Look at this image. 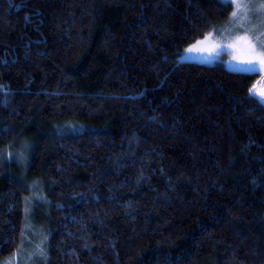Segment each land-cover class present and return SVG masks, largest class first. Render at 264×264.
Wrapping results in <instances>:
<instances>
[{
	"label": "trees",
	"instance_id": "1",
	"mask_svg": "<svg viewBox=\"0 0 264 264\" xmlns=\"http://www.w3.org/2000/svg\"><path fill=\"white\" fill-rule=\"evenodd\" d=\"M231 8L0 0V263L264 264L260 75L177 61Z\"/></svg>",
	"mask_w": 264,
	"mask_h": 264
},
{
	"label": "rangeland",
	"instance_id": "2",
	"mask_svg": "<svg viewBox=\"0 0 264 264\" xmlns=\"http://www.w3.org/2000/svg\"><path fill=\"white\" fill-rule=\"evenodd\" d=\"M220 1L226 4L229 3V0H220ZM237 3L242 5L240 9V15L243 16L245 12L247 13L246 18H244L243 20L240 19L233 20L231 18L232 12L236 11ZM262 3H264V0H231L232 8L228 19L218 23L217 25L212 27V29L209 30L207 33H209L210 31H214L213 41L218 40L220 43H226L227 40L224 38H231L235 36L237 33H239L240 35L247 34L249 40L257 44V46H259V41H264V10H259L260 5ZM245 5L247 6L246 8L243 7ZM204 37L197 41L204 40ZM257 37H259V41L257 40ZM196 42L194 44H196ZM209 43H211V41L206 44L199 45L198 47L201 49V51L194 50L192 52H188L186 50L189 49L194 44L187 46L185 50H183L182 53L179 56H177V61L186 60V61H194V62L196 61L212 62V63L221 62L226 70L241 73L240 71L236 70V68L239 66L236 65L235 62L230 63V61L232 60L231 50H221L219 55H215V54L209 55L207 51H203L204 48L208 47ZM25 239L27 238L24 236V240ZM35 248L39 253H41L42 251L40 249L42 248L41 245L39 247L37 245L35 246ZM22 250H24V248ZM36 253L37 252H35V254ZM26 258H27L26 252L22 251L21 254L18 251H16L13 256H11L10 258H5L4 261L0 264H16V261L20 262L21 259L22 262L28 261L26 260Z\"/></svg>",
	"mask_w": 264,
	"mask_h": 264
},
{
	"label": "snow or ice",
	"instance_id": "3",
	"mask_svg": "<svg viewBox=\"0 0 264 264\" xmlns=\"http://www.w3.org/2000/svg\"><path fill=\"white\" fill-rule=\"evenodd\" d=\"M229 4L231 5V0H229ZM241 7V4H236V11L232 12L231 17L233 20H243L246 18V12L243 16L240 15ZM243 7L246 8L247 6L245 5ZM259 10H264V3L260 5ZM213 36L214 31H210L205 35L204 40L197 41L196 44L192 45L186 51H201L198 46L210 41L211 43L208 44V47L203 49V51H207L209 55H219L221 50H231L232 60L230 63L235 62V64L239 66L236 68L237 71L260 75V79L249 89V96L264 103V41H259V37H257L259 41V46H257V44L249 40L247 34L240 35L237 33L231 38H224L227 40L226 43H220L218 40L213 41Z\"/></svg>",
	"mask_w": 264,
	"mask_h": 264
}]
</instances>
